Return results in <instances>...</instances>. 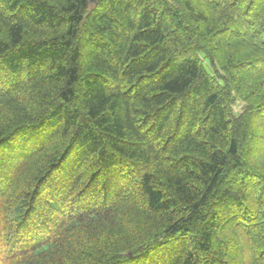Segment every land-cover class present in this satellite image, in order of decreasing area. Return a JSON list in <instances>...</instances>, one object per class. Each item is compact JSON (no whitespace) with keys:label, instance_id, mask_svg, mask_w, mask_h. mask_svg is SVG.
Listing matches in <instances>:
<instances>
[{"label":"trees","instance_id":"obj_1","mask_svg":"<svg viewBox=\"0 0 264 264\" xmlns=\"http://www.w3.org/2000/svg\"><path fill=\"white\" fill-rule=\"evenodd\" d=\"M0 264H264V0H0Z\"/></svg>","mask_w":264,"mask_h":264},{"label":"rangeland","instance_id":"obj_2","mask_svg":"<svg viewBox=\"0 0 264 264\" xmlns=\"http://www.w3.org/2000/svg\"><path fill=\"white\" fill-rule=\"evenodd\" d=\"M243 105H240V103L236 104L234 106V110L236 113H239L242 110Z\"/></svg>","mask_w":264,"mask_h":264},{"label":"water","instance_id":"obj_3","mask_svg":"<svg viewBox=\"0 0 264 264\" xmlns=\"http://www.w3.org/2000/svg\"><path fill=\"white\" fill-rule=\"evenodd\" d=\"M91 2H95V0H91ZM130 256H132V254Z\"/></svg>","mask_w":264,"mask_h":264}]
</instances>
